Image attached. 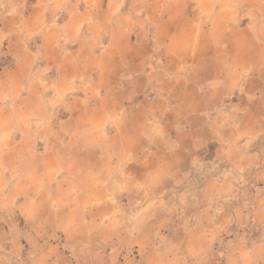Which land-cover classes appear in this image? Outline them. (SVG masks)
Instances as JSON below:
<instances>
[{
    "label": "crops",
    "instance_id": "1",
    "mask_svg": "<svg viewBox=\"0 0 264 264\" xmlns=\"http://www.w3.org/2000/svg\"><path fill=\"white\" fill-rule=\"evenodd\" d=\"M209 6L0 0V211L20 216L29 244L59 236L39 248L42 264L112 263L168 228H202V251L231 226L264 233V36L247 62L240 44L195 45L222 16ZM211 143L197 186L190 172ZM61 243L73 252L61 256ZM223 244L225 264H264L263 235Z\"/></svg>",
    "mask_w": 264,
    "mask_h": 264
},
{
    "label": "rangeland",
    "instance_id": "2",
    "mask_svg": "<svg viewBox=\"0 0 264 264\" xmlns=\"http://www.w3.org/2000/svg\"><path fill=\"white\" fill-rule=\"evenodd\" d=\"M209 8L216 12L221 13L222 16L219 19H213V21H207L203 24V27L213 26V32L210 35L209 40L206 36L195 35V45L206 46L211 41L212 45H229L235 46L240 44L243 47L244 61L252 60L253 46L261 38H256V34L259 37L264 36V10L262 6H254L251 4L243 3L242 5H235L227 3L226 0H209ZM206 7L202 6L201 8ZM256 8L258 9L256 11ZM213 12V13H214ZM210 14V13H209ZM212 15V14H210ZM216 23V24H215ZM207 24V25H206ZM202 26V25H201ZM225 26V30L224 29ZM200 28V27H199ZM202 29V28H201ZM186 36H182L180 40H186ZM263 39V38H262ZM39 38L36 37L35 41L38 43ZM150 45L153 44L155 36L152 31L147 33V39ZM106 38H101L97 46V50H104ZM182 43H186L183 41ZM84 56H88L86 53L89 48L86 49L82 46ZM254 55L256 53H253ZM101 61V59H100ZM10 65L5 57L0 58V67H6ZM1 69V68H0ZM226 125L230 123H236L241 121V117L225 118ZM233 125V124H231ZM221 128H224V124L221 123ZM257 149H262L264 152V135L260 136L254 141ZM216 144L211 143L207 146V153L205 155L206 162H199L192 167L190 172V178H194V183L197 186H201L203 183V175L206 171L208 162L212 161L214 156ZM257 187V184H255ZM6 189L4 188L3 191ZM255 191V189H253ZM250 199V196L249 198ZM247 199L244 205H250V201ZM3 203L8 201L2 198ZM4 203V204H5ZM181 215V214H180ZM141 217V215L139 214ZM139 218H135L136 221ZM24 222L16 212L3 213L0 211V264H42L37 259V253L39 248L48 242V240H56L60 242L59 236H50L46 234L44 237L38 238V241L32 244L26 242V230ZM202 228H193L192 230L183 228H168L163 230L167 237H164L161 242L151 244L145 247L142 246H125L126 252L120 253L112 263L108 264H225L224 263V242L229 239L242 238L249 242L260 240L264 233L261 228L252 226L248 223L242 224L240 227L231 226L224 230L219 236L220 239L213 244L210 248L202 251L204 246H200L198 239L203 236ZM263 233V234H262ZM175 236L171 239V236ZM159 240V239H158ZM175 242L173 243L172 242ZM179 242L177 244L176 242ZM61 256H67L73 252V247L70 244H60ZM122 247V246H121ZM201 250V255L198 254ZM204 252V253H202ZM190 254L191 258L187 256ZM65 256V257H66ZM175 258L172 259V257ZM73 257V256H72ZM87 257V256H86ZM179 257L181 258L180 261ZM88 258V257H87ZM178 258V260H176ZM68 264H86V258L75 259L67 257ZM88 260V259H87ZM185 260V261H184ZM58 261L54 259L45 261V264H56Z\"/></svg>",
    "mask_w": 264,
    "mask_h": 264
}]
</instances>
